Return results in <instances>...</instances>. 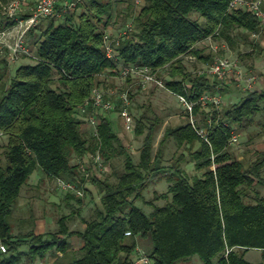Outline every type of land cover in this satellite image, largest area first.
<instances>
[{"label": "trees", "instance_id": "1", "mask_svg": "<svg viewBox=\"0 0 264 264\" xmlns=\"http://www.w3.org/2000/svg\"><path fill=\"white\" fill-rule=\"evenodd\" d=\"M228 1L144 0L134 18L135 29L118 46L120 61L153 71L168 66L173 80L166 81L165 88L196 102L203 93L214 92V86L206 78L188 77L180 59L187 54L208 59L194 46L215 31L230 40L228 32L234 28L258 30L257 20L249 13L228 12ZM110 12L108 0H81L37 36L35 26L28 37H32L37 60L19 64L0 90V138L5 140L0 145V242L6 247L0 252V264H34L52 253L54 262L72 253L65 264H132L137 240L149 241L147 255L152 264H179L193 256L202 264H264V194L254 190L264 188V151L255 153L244 168L226 150L232 125L247 128L258 114L264 120V90L249 91L221 116L212 111L209 122L195 104L192 114L201 116L196 126L205 129L209 145L187 121L165 127L154 153L160 119L146 107L135 120L134 135L142 139L137 162H133L106 119L99 120L94 138L78 118L77 107L99 84L97 76L116 67L105 56L102 44L104 30L116 18ZM260 126L264 128V122ZM168 140L178 148L187 147L189 160L179 153L164 168ZM195 143L197 148L191 150ZM96 149L106 161L122 155L123 162L121 169H111L105 178H89L100 193L99 207L82 220V230L67 226L70 215L79 214L82 200L77 199V207L71 206L69 215L57 219L55 231L13 236L7 217L32 172L39 168L49 178L81 187L86 180L71 163L72 155L81 157ZM186 161L197 173L190 178L181 167ZM159 177L167 183L166 191H154L145 200L142 192L151 179ZM71 198L67 195L66 201ZM135 200L150 211L145 213ZM158 201L163 204H154ZM126 231L130 236L124 235ZM251 249L259 251V262L245 259Z\"/></svg>", "mask_w": 264, "mask_h": 264}, {"label": "rangeland", "instance_id": "2", "mask_svg": "<svg viewBox=\"0 0 264 264\" xmlns=\"http://www.w3.org/2000/svg\"><path fill=\"white\" fill-rule=\"evenodd\" d=\"M7 1L8 0H0V5H3ZM60 1L62 2L63 0ZM108 1L111 2L110 13L115 14L116 18L114 22L108 23L107 29L111 32H117L122 29L126 23L132 22L134 30V18L144 0H140L139 4H135L134 0ZM60 12H58V16L45 18L39 21L35 27L34 35L37 36L50 21L57 23L62 20L63 17ZM74 12L78 13L80 10L75 9ZM192 17L202 23V19H200L196 14ZM5 21V16L0 12V29L4 27ZM228 33L230 40H226L220 35L218 38L212 40L217 47V53L223 54L224 47H227L228 50L226 52L228 54H226L236 59V64L239 66L244 80L246 81L249 80V78H253L250 82V91L264 90V30L256 32L255 37H251L250 32L245 31L242 28H234ZM129 36H131V33ZM32 42V37H28V46L32 54L35 55ZM194 48L198 49L202 56H208V59L203 60L195 57L194 61H187L182 57L180 59V63L182 64L188 77L200 76L206 78V66L211 61V49L208 42L204 40L196 43ZM33 62L34 60L27 56L21 57L17 62L10 65L2 63L0 67V74L3 75L0 79V90L7 85L14 69L19 64ZM169 71V67L164 66L160 70L155 71L154 75L156 78L160 79L164 85L166 81L173 80L169 75ZM55 76L56 74L54 73L53 78ZM97 78L99 81L98 85L104 83L106 84L107 89L113 90L115 93V95L111 97V101L114 103V108L113 110L106 112L104 118L106 120L110 119L109 123L111 129L119 135V139L123 142L124 147L130 154L133 162H137L142 137H136L134 135V131H127L124 128V125H122L123 123H119L121 118L118 116L119 101L117 95L126 93L129 101L128 112L130 113L134 123L146 107H150L156 116L159 117L160 124L155 131L152 145L153 153L157 148V143L161 138L165 127L178 126L189 120L188 114L185 112L184 106L178 100L177 96L168 92L164 88H160L152 84L142 87L138 79L131 77L121 78L117 71H105L101 76H97ZM179 79V77L174 78V80ZM242 86V83L239 85L233 79H229V81H226L225 84L220 85L218 89L214 86V92H217L220 96L221 102L219 106L215 107L214 105L208 104L204 108L200 107V110L207 115V118L210 117V113L212 111H216L218 115L221 116L225 108L236 103L241 97L249 92L242 90ZM96 115L99 116L97 113ZM193 118L195 119V122H197L201 116L198 115ZM263 122L264 120L262 118V114H258L254 118V123L247 128H240L237 125L231 126L232 134L236 136L237 141L233 144H227L226 150L235 159L240 161L244 168L248 167L254 160L255 153L264 151V128L260 126ZM4 141L5 140L3 138H0V145H2ZM197 146L198 144L195 143L190 147V149L194 150ZM179 153H183L186 156V160H189L187 147L178 148L172 140H168L163 151L162 165L164 168L170 166ZM92 154L93 153H89L85 155L82 163H80L82 167L77 165L78 170L86 180L81 187L76 184L77 188L82 192L80 197L58 189L52 178H47L44 182L45 184H37L38 187L34 190L28 189V184H25L21 188L20 195L14 206H12L13 209L10 215L7 217V221L12 227L11 234L13 236H23L27 231L32 232L35 224L43 226V233L55 231L57 229V219L62 215H69L73 208L77 207V199L82 200V204L79 206V214L70 215L71 217L67 221V226L70 230H82V220L89 219L93 214V210L96 207H99L100 193L90 184L89 178L91 176L105 178L109 175L111 169H121L123 162L122 155H114L109 159V161H106L100 154L101 164L99 166L91 161L89 155ZM79 161L81 162V159ZM71 163L78 164V158L73 157L72 155ZM181 167L184 171L185 177L187 178L197 174L193 169L192 163L189 161L182 163ZM84 172L87 173V177L83 175ZM42 174L43 172L37 168L29 176L28 181L37 180ZM44 187L47 193H45L46 191H43ZM83 188H85V190ZM166 188L167 183L164 179H160V177L159 179L153 178L149 181L148 186L142 192V195L145 200H148L151 198L154 191L157 193H163L166 191ZM254 190H257L260 194H264V188L262 187L256 186L254 187ZM251 192V189L248 190V193ZM67 195H72L73 198L66 201ZM134 204L140 207L145 213L150 211V208L143 205L139 200H135ZM154 204L161 206L163 201H158ZM71 206H73V208ZM137 246L147 253L149 241L137 240ZM22 248L25 249L26 246H22ZM48 257L54 258L53 253L40 262L39 260H36L34 264H47L46 262ZM72 257V253H68L65 256L60 258L58 257L57 262H59V264H65ZM245 259L252 263L259 262V251L253 249L247 251ZM179 264H202V262L196 256H193L191 259L179 262Z\"/></svg>", "mask_w": 264, "mask_h": 264}, {"label": "built area", "instance_id": "3", "mask_svg": "<svg viewBox=\"0 0 264 264\" xmlns=\"http://www.w3.org/2000/svg\"><path fill=\"white\" fill-rule=\"evenodd\" d=\"M81 0H8L3 5H0V12L5 16L6 21L4 27L0 29V67L2 63L7 65L17 62L21 57H31L34 61L37 57L32 54L28 46V34L39 21L45 18L58 16L56 11L60 8V13L71 11L75 8L76 4ZM61 2V3H60ZM135 4H139L140 0H134ZM243 11L249 13L257 20L258 30L251 31V37L256 36V32L264 30V0H229L227 3V11ZM133 31L132 22H128L124 27L117 32H111L109 29L104 30L102 35L103 51L105 56L115 62L116 67L112 69V72L119 74L121 78L131 77L138 79L141 86L144 87L148 84L155 85L160 88H165L162 81L155 77L154 72L159 69L152 70L148 66L137 64H123L118 57V46L124 38H128ZM219 37L218 31H215L212 35L204 38L203 40L208 42L211 49V61L206 66L207 79L215 86L216 89L220 85L225 84L229 79H233L237 84H243L242 90L250 91L249 80H244L242 72L236 64V59L227 55L228 49L224 47V53L218 54L217 47L212 40ZM227 53V54H226ZM187 61H194L195 56L187 54L183 56ZM103 73L99 74L101 76ZM168 92L172 93L168 89ZM173 94V93H172ZM115 95L113 90L107 89L106 84L94 85L89 92L88 97L84 102L77 107L78 118L85 122L87 128L90 130L91 135L94 138L98 137L97 125L99 120L104 118L106 112L113 110L114 103L111 101V97ZM176 95V94H175ZM178 100L184 106L185 112L189 117V124L196 132V134L205 141L208 145L206 137V131L203 128H198L195 123V119L192 114V107L197 104L199 107L204 108L206 105L211 104L218 107L221 100L217 92L203 93L196 102H189L185 97L176 95ZM119 101L118 116L121 118L124 128L131 132L134 131L135 123L128 112V97L126 93L117 95ZM96 113L99 115L97 116ZM210 121V117L207 118V122ZM1 135V134H0ZM237 141L235 135L230 132V137L227 140V144H233ZM91 161L94 164L100 166V152L96 149L92 155H89ZM78 164L85 158V156L77 157ZM81 159V162L79 161ZM211 169L214 170L215 163L213 162V154L210 156ZM87 177V173H83ZM55 186L63 192L72 193L77 197L82 195V192L77 188L76 183L65 181L60 178H52ZM125 236H130V232H124ZM5 245L0 242V252H5ZM132 264H152L147 253L136 245L134 249V255Z\"/></svg>", "mask_w": 264, "mask_h": 264}, {"label": "crops", "instance_id": "4", "mask_svg": "<svg viewBox=\"0 0 264 264\" xmlns=\"http://www.w3.org/2000/svg\"><path fill=\"white\" fill-rule=\"evenodd\" d=\"M103 119H105V118H103ZM111 120H114V119H111ZM108 122H110V119L109 120H107ZM122 122V120L119 122V123H121ZM110 124V123H109ZM123 125V124H122ZM113 131V130H112ZM114 132V131H113ZM115 134H116V136L118 137L119 135H117V133L116 132H114ZM119 138V137H118ZM122 142V141H121ZM122 144H123V142H122ZM124 145V144H123ZM47 178H49L48 176H46L44 173L42 174V175H40L39 176V178L37 179V180H32V181H27V183L26 184H28V189H35V188H37L38 186H37V184L38 185H41V184H45L44 182H45V180L47 179ZM34 181V182H33ZM43 191L45 192L46 191V189H45V187L43 188ZM45 193H47V191L45 192ZM20 195V194H19ZM12 209H13V207H12ZM12 211V210H11ZM35 227H34V230H32V233L33 234H38V233H43V226H41L40 224H35L34 225ZM11 229H12V227H11ZM30 232V231H29ZM26 233H28V231L27 232H25V234ZM45 259V258H44ZM48 260H47V264H59V262H54L55 261V258H53V257H48L47 258ZM40 261H42V260H39V262Z\"/></svg>", "mask_w": 264, "mask_h": 264}]
</instances>
